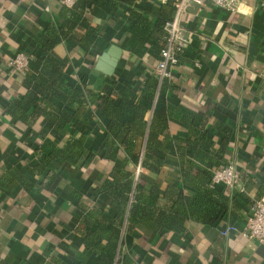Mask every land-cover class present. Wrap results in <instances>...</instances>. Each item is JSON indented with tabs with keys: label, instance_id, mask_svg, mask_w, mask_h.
Masks as SVG:
<instances>
[{
	"label": "crops",
	"instance_id": "0c3cea01",
	"mask_svg": "<svg viewBox=\"0 0 264 264\" xmlns=\"http://www.w3.org/2000/svg\"><path fill=\"white\" fill-rule=\"evenodd\" d=\"M245 3L248 13L211 4L190 7L181 18L188 45L172 76L162 80L155 76L158 85L153 99L141 100L148 105L147 122L154 110H163L166 120L154 143L163 166L157 174L145 167L141 171L155 178L160 196L168 185L192 193L183 184L182 167L186 160L197 166L202 163L189 153L182 161L184 143L180 141L195 137L196 113L207 116L204 150L211 153L223 146V163L232 161L240 176L238 188L214 185L223 187L230 198L226 218L218 226L188 220L182 231L154 233L138 228L130 233L124 217L122 226L113 228L120 236L116 264H264V243L241 235L253 202L264 195V0ZM62 5V0H0V178L16 167L31 184L27 188L14 180L8 187L0 186V264H92L95 255L77 232L86 227L83 206L102 207L112 217L118 211L111 196L93 194L105 177L95 155L84 169L65 163L48 187L50 174L33 171L41 159L40 149L35 148L40 143L46 151L48 146L38 143L36 135L29 138V129L12 124L5 113L6 103L22 90L11 80L8 57L18 51L29 54L24 74L33 78L40 67L42 33L60 25ZM162 5L173 7L171 1L135 2V7L156 13ZM66 8L70 11L64 14L66 36L51 51L57 59L66 60L62 79L77 88L109 94L114 102L124 95L130 98L131 91L140 99L144 84L154 77L164 37L146 42L130 31L129 9L123 4L100 7L74 0ZM112 59L116 60L113 66L107 61ZM51 102L39 121L69 112V132L86 133V145L92 151L103 146L107 120L96 112L95 104L70 109L55 98ZM129 168L136 167L130 164ZM165 199L160 203L170 205ZM229 224L236 230L222 234Z\"/></svg>",
	"mask_w": 264,
	"mask_h": 264
},
{
	"label": "trees",
	"instance_id": "16d2710c",
	"mask_svg": "<svg viewBox=\"0 0 264 264\" xmlns=\"http://www.w3.org/2000/svg\"><path fill=\"white\" fill-rule=\"evenodd\" d=\"M88 1L100 7L120 4L127 6L131 18L130 31L140 35L146 42L153 39L152 41L156 43L164 37L161 44L164 45L163 27L173 17L174 7L162 5L160 11L156 13L135 7L136 0ZM68 12L69 9L62 5L58 15L63 18L60 25L57 27L52 25L43 31L44 38L40 41L42 51L37 58L40 66L37 74L33 78H28L25 74L11 77V80L19 83L22 90L6 103L5 113L12 124L29 129V138L36 135L38 143L43 142L48 146L46 151L40 147V143L35 148V151L40 149L41 159L33 168L37 174L43 172H46V175L50 174L48 187L59 176L58 172L65 163L84 169L92 155L98 158L99 168L105 177L94 188L93 194L111 196L116 202L118 211L112 217L102 207L84 208L82 205V220L86 223V227L77 229V232L83 245L95 255L92 264L118 262L120 236L113 231V228L121 227L124 217L125 230L130 233L138 228L154 233L162 230L182 231L188 220L213 226L222 225L230 198L225 194L223 187L212 186L211 179L214 169L229 161L223 163L225 152L223 146L217 151L212 150L211 153H206L203 148L209 134L207 116L196 113L198 118L194 125L198 127L195 129L197 131L195 137L180 141L184 143V150L181 151L182 161L189 153L202 163L197 166L186 160L182 167L183 184L191 187L192 193H185L183 188L168 185L163 196H160L154 177L145 173L136 176L135 168L133 170L129 168L130 164L136 167L140 163L151 173L157 174L163 166V158L154 144L161 126L166 124L163 110H154L151 119L147 122L145 118L148 105L141 101L143 98L153 99L158 80L155 76L148 79L138 95L140 99L136 92L131 91L130 98L124 95L118 102H114L109 94L101 93V95L85 87L77 88L65 82L62 79V72L66 60L57 59L51 51L66 36L62 28L64 14ZM4 84L9 86L6 81ZM33 85L37 87L33 88ZM51 98L57 99L70 109L95 104L96 112H100L107 120L103 146L92 151L86 145V133L82 131L70 133L69 112L39 121L46 107L51 105ZM124 115H129L130 119H123ZM226 134L228 140L229 133ZM115 144L117 148H114ZM14 180L30 188L29 180L16 167L2 174L0 186L8 187ZM165 198L171 201L170 205L160 203L161 199ZM87 223H90L89 228ZM62 264L72 263L62 262Z\"/></svg>",
	"mask_w": 264,
	"mask_h": 264
},
{
	"label": "built area",
	"instance_id": "2783aa9c",
	"mask_svg": "<svg viewBox=\"0 0 264 264\" xmlns=\"http://www.w3.org/2000/svg\"><path fill=\"white\" fill-rule=\"evenodd\" d=\"M163 2L171 1L174 7L173 17L168 20L163 29L165 31V42L160 49V58L153 68L152 73L159 80L170 78L173 68L178 63V58L188 45V38L181 26L182 15L188 12L190 7H204L211 4L215 7L230 12L248 13L245 7L248 5L245 0H161ZM62 3L71 7L74 0H62ZM30 55L18 51L8 57V72L12 76L23 75L27 72L30 65ZM143 171L140 163L135 168L136 176ZM239 172L232 161L218 165L212 174L211 184H221L228 189L239 187ZM242 188H240L241 190ZM236 230L232 224L227 225L221 232L224 235ZM241 235L246 239L256 240L258 243H264V195L259 197L253 204L250 214L246 218L245 225Z\"/></svg>",
	"mask_w": 264,
	"mask_h": 264
},
{
	"label": "water",
	"instance_id": "95a60500",
	"mask_svg": "<svg viewBox=\"0 0 264 264\" xmlns=\"http://www.w3.org/2000/svg\"><path fill=\"white\" fill-rule=\"evenodd\" d=\"M103 57V59H106L105 57H106V55H103L102 56ZM108 62H109V64L111 65V66H113L114 64H115V59H112V60H107Z\"/></svg>",
	"mask_w": 264,
	"mask_h": 264
}]
</instances>
